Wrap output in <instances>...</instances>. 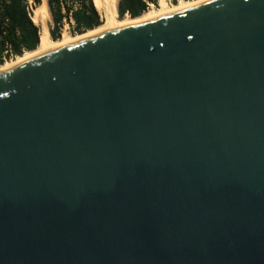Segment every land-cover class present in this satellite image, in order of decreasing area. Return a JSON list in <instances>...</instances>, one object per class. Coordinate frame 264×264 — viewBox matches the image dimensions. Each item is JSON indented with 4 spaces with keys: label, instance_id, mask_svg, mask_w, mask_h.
Instances as JSON below:
<instances>
[{
    "label": "water",
    "instance_id": "95a60500",
    "mask_svg": "<svg viewBox=\"0 0 264 264\" xmlns=\"http://www.w3.org/2000/svg\"><path fill=\"white\" fill-rule=\"evenodd\" d=\"M0 264H264V0L0 72Z\"/></svg>",
    "mask_w": 264,
    "mask_h": 264
},
{
    "label": "trees",
    "instance_id": "16d2710c",
    "mask_svg": "<svg viewBox=\"0 0 264 264\" xmlns=\"http://www.w3.org/2000/svg\"><path fill=\"white\" fill-rule=\"evenodd\" d=\"M53 18L50 25L51 38H61L63 20H69V14L75 20L73 35L83 34L99 27L103 17L94 4V0H48ZM189 1V0H185ZM0 0V65L34 51L40 45V28L32 19L35 8L42 0ZM178 4V0H173ZM77 4V5H75ZM159 6V0H119V18H137L149 11L151 5Z\"/></svg>",
    "mask_w": 264,
    "mask_h": 264
},
{
    "label": "bare ground",
    "instance_id": "6f19581e",
    "mask_svg": "<svg viewBox=\"0 0 264 264\" xmlns=\"http://www.w3.org/2000/svg\"><path fill=\"white\" fill-rule=\"evenodd\" d=\"M208 1L210 0H189L181 1L176 5H170L166 0H161V8L158 10L148 11L137 18L127 17L125 19H120L118 11L119 0H94V4L97 9H100L103 13V23L99 27L89 30L83 34H78L77 36H73L72 34L66 32L59 40L54 41L50 37L49 20L46 17V15L51 16L48 0H42L41 5L38 6L32 13L33 21L41 26L40 45L38 49L34 51H27L24 55L17 57L15 60L7 61L5 64L0 65V72L27 61L37 54L59 49L118 27L143 24L156 18L183 11Z\"/></svg>",
    "mask_w": 264,
    "mask_h": 264
},
{
    "label": "rangeland",
    "instance_id": "374dc122",
    "mask_svg": "<svg viewBox=\"0 0 264 264\" xmlns=\"http://www.w3.org/2000/svg\"><path fill=\"white\" fill-rule=\"evenodd\" d=\"M167 2H168V4H170V5H176V4H174L173 3V0H171L172 1V3L170 2V0H166ZM181 1H185V0H178V3H180ZM75 5H77V4H75ZM155 6V5H154ZM161 8V0H159V6H155V7H150V9H149V11H152V10H158V9H160ZM36 9V8H35ZM34 9V10H35ZM99 11H100V13L102 14V17H103V13H102V11L100 10V9H98ZM46 17H47V19L49 20V30H50V25H54L53 24V18L51 17V16H47L46 15ZM126 17H129V16H126ZM103 21H104V17H103ZM37 26H39V28L41 29V26L39 25V24H37ZM65 29V26L64 27H62V31H61V37H62V35L64 34V33H70L69 32V30H68V28H67V30L65 31L64 30ZM71 34V33H70ZM73 35V34H72ZM78 34H76V35H73V36H77ZM50 37H51V33H50ZM52 39V38H51ZM53 40V39H52ZM16 59V58H15ZM15 59H13V60H15ZM11 61V60H10Z\"/></svg>",
    "mask_w": 264,
    "mask_h": 264
},
{
    "label": "built area",
    "instance_id": "2783aa9c",
    "mask_svg": "<svg viewBox=\"0 0 264 264\" xmlns=\"http://www.w3.org/2000/svg\"><path fill=\"white\" fill-rule=\"evenodd\" d=\"M170 2L172 3V1L170 0ZM33 0H29V5L32 8L33 7ZM152 7H155L154 4L151 5ZM65 26V31L69 30V32L72 34V31L75 29V20L72 16V12L69 14V20H67L66 18L63 20V27ZM62 31V29H61Z\"/></svg>",
    "mask_w": 264,
    "mask_h": 264
}]
</instances>
